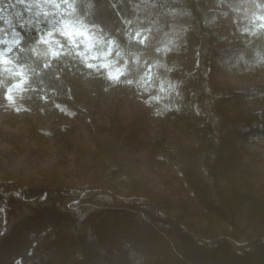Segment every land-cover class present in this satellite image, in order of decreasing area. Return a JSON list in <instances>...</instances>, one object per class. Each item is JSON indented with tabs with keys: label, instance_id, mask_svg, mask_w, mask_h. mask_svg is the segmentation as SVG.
<instances>
[{
	"label": "trees",
	"instance_id": "16d2710c",
	"mask_svg": "<svg viewBox=\"0 0 264 264\" xmlns=\"http://www.w3.org/2000/svg\"><path fill=\"white\" fill-rule=\"evenodd\" d=\"M215 1L219 8L210 0H74V16L114 40L124 54L120 63L128 61L126 75L118 82L102 78L104 84L150 98L155 85L177 81L163 103L154 101L159 134L151 142L137 111L124 131L144 140L141 149L151 144L152 156L177 172L192 204L177 208L125 174L81 183L1 176L0 264H264V183L245 146L264 139V33L241 32L244 24L229 7H243L239 0ZM220 13L232 16V29ZM14 24L24 39L13 53L32 68L26 109L57 119L80 115L90 98L81 77L94 70L71 49L54 59L34 57L31 48L44 33L34 21ZM215 61L260 80L224 87L214 78ZM148 74L146 92L138 81ZM248 99L260 105L246 108Z\"/></svg>",
	"mask_w": 264,
	"mask_h": 264
},
{
	"label": "rangeland",
	"instance_id": "374dc122",
	"mask_svg": "<svg viewBox=\"0 0 264 264\" xmlns=\"http://www.w3.org/2000/svg\"><path fill=\"white\" fill-rule=\"evenodd\" d=\"M12 2L15 3L16 0ZM210 4L219 8L215 0H210ZM17 7L23 12L24 5L17 4ZM23 16L29 17V13L23 12ZM220 16L228 28L232 29V16L228 13H220ZM13 19L15 22V18ZM32 20L35 23L37 20L43 21L40 27L47 29V19L42 15L32 16ZM183 60L188 66L193 62L191 56ZM93 70L92 74L81 77L90 98L82 102L80 115L57 119L50 113L49 117H41L27 109L13 111L5 101L2 102L0 177L21 180L32 178L42 183H81L93 177L106 182L111 177L119 179L120 174H125L130 181L141 180L156 198L167 199L180 209L183 206L186 208L188 204L190 206L192 199L177 172L152 156L149 148L151 144L148 148L141 149L139 143L144 140H132L130 134L124 131L138 112L137 125L139 126L140 121L143 126L145 124V138L151 142L149 138L159 134L160 119L156 103H146L150 98L125 91L119 84H104L101 80L106 78L104 70L98 66ZM213 75L221 85L232 89L253 86L260 80V77L231 74L217 61L213 66ZM176 82L172 79L164 86L165 95L169 96L171 90L176 88ZM243 105L252 108L260 104L248 99ZM25 113L31 116L32 121L25 118ZM245 146L247 158L254 166L258 180L264 183V139L246 141ZM154 152L157 153L156 148ZM4 225L5 217L1 211L0 232Z\"/></svg>",
	"mask_w": 264,
	"mask_h": 264
},
{
	"label": "clouds",
	"instance_id": "9594fccd",
	"mask_svg": "<svg viewBox=\"0 0 264 264\" xmlns=\"http://www.w3.org/2000/svg\"><path fill=\"white\" fill-rule=\"evenodd\" d=\"M239 2L244 6L234 7L230 4L229 7L239 15L240 21L244 24L241 32H246L251 36L264 33V0H239ZM17 4L24 5L23 12L29 13V17L23 16ZM47 5H52V7ZM10 8L12 11H9ZM75 13L74 2L70 0H43V3L41 0H16L15 3L12 0H8L7 3L5 0H0V22H2L0 23V88L4 90L3 99L6 105L13 111L26 110L23 102L27 98L26 94L29 92L32 76L31 66L18 62L19 54L13 53V50L24 39L17 31L13 18L21 28H24L26 24L32 25V16L42 15L47 19V29L40 27L43 21L37 20L36 22L37 32L45 34L40 35L31 48L34 57L54 59L67 54L71 49L86 67L97 69L98 66L99 69H103L105 77L109 80L118 82L120 77L127 74L128 61L125 59L123 64L120 63L124 54L116 50L115 41L111 39L106 41L105 36L95 30L97 26L86 23L83 17H75ZM234 22H236L235 17ZM59 37L64 38L67 47ZM114 51L115 56H113ZM156 51L159 52L160 48ZM151 80V74L147 75V79L141 76L138 81L139 86L147 92L152 86ZM127 83L132 84L133 81L128 80ZM155 87L158 89L157 94L151 96L146 103L155 101L161 104L168 98L165 95L166 88L163 83Z\"/></svg>",
	"mask_w": 264,
	"mask_h": 264
},
{
	"label": "bare ground",
	"instance_id": "6f19581e",
	"mask_svg": "<svg viewBox=\"0 0 264 264\" xmlns=\"http://www.w3.org/2000/svg\"><path fill=\"white\" fill-rule=\"evenodd\" d=\"M132 137V136H131Z\"/></svg>",
	"mask_w": 264,
	"mask_h": 264
}]
</instances>
